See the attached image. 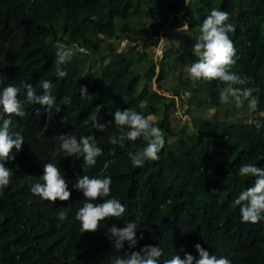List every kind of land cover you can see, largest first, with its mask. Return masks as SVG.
<instances>
[{
	"label": "trees",
	"instance_id": "obj_1",
	"mask_svg": "<svg viewBox=\"0 0 264 264\" xmlns=\"http://www.w3.org/2000/svg\"><path fill=\"white\" fill-rule=\"evenodd\" d=\"M213 7L227 11L235 26L229 34L236 47L232 70L254 81L248 86L260 88L254 112L220 105L218 81H193L183 71L196 60L195 37ZM185 23L179 46L172 43L155 58L159 34ZM59 44L77 45L62 79L55 73ZM0 78V89L29 83L37 94L40 81L50 80L56 97L51 109L25 104V117H11L24 144L6 163L13 176L0 191V264H111L122 253L115 252L108 227L133 221L139 241L133 251L160 246L159 264L176 253L199 259L196 244L231 264H264V219L242 222L235 204L254 182L240 177L239 167L251 162L264 168V0H0ZM82 85L88 89L84 98ZM64 96L72 98L70 106L61 104ZM177 101L187 120L177 119ZM126 108L151 115L163 130L166 144L159 160L131 164L127 154L146 145L143 137L126 140L123 147L108 142L128 130L117 128L113 119L117 109ZM220 109L229 116L218 117ZM242 114L252 121L243 123ZM92 115L111 125L103 132L93 129ZM61 133L78 139L95 135L103 150L96 165L57 153L54 137ZM47 162L58 163L69 182L68 201L52 203L31 193ZM85 174L110 176L111 196L126 212L82 234L75 214L84 197L73 184ZM60 208L67 210L64 221L55 215Z\"/></svg>",
	"mask_w": 264,
	"mask_h": 264
},
{
	"label": "clouds",
	"instance_id": "obj_2",
	"mask_svg": "<svg viewBox=\"0 0 264 264\" xmlns=\"http://www.w3.org/2000/svg\"><path fill=\"white\" fill-rule=\"evenodd\" d=\"M230 14L227 11L213 7L210 13L203 20L199 34L195 37L193 44V55L196 60L190 65H185L183 71L188 78L193 81L216 80L219 85L216 89L217 100L220 105L234 106L237 111L246 109L254 112L259 105L260 88L254 85V81L249 78H241L237 72L233 71L236 64V47L230 38V33L235 32V26L229 22ZM187 28V23L182 26ZM181 29V28H180ZM178 29V31H181ZM176 46L180 42L172 41ZM76 44L57 45L55 56V73L58 78H65L67 72L64 65L70 62L74 56ZM111 63V57L104 59L103 64L107 66ZM0 84L3 79L0 78ZM42 89L37 94L36 87L29 83L20 86L8 84L0 89V191H3L11 181L12 169L6 167V163L15 160L13 150L19 152L24 144V137L19 131H15L14 121L11 117L23 118L27 115L25 104L47 106L51 109L56 105V97L52 95L53 84L50 80L44 79L39 83ZM23 94V100L21 95ZM80 96L84 98L88 95L86 86L80 87ZM71 97L61 98V104L70 106ZM60 109L57 107V112ZM93 129L103 132L111 122L101 123L96 115L89 117ZM114 125L117 128H127L119 135L109 137L112 145L124 146L125 141H136L143 137L146 145L138 151H129L128 158L134 167H143L146 161H157L159 153L165 147L166 140L163 130L156 126L151 115L145 116L132 108L124 110L117 109L113 114ZM58 142L56 152H63L67 157H83L85 166L92 167L97 163V158L103 155V150L98 146L95 135L77 136L68 134H58L54 137ZM56 153H54L55 155ZM58 163L47 162L43 164V174L40 176L41 182L30 185L32 194L45 201L56 203V201H68L71 192L68 190V181L64 178ZM240 177H252L254 182L246 190L239 193L235 199V204L239 206L242 222L259 223L264 219V168L257 167L256 164L248 162L239 167ZM112 179L110 176L90 177L83 175L77 177L73 188L82 192L84 203L76 214L75 220L79 222L81 233L96 232L100 229V223L108 218H120L126 212V208L121 201L111 196ZM100 199L103 202L97 203ZM60 221L67 219V210L60 208L55 214ZM109 239L113 244L116 253L111 264H159L163 249L160 246L145 245L139 251H133L138 245L137 224L125 222L123 227L115 224L108 227ZM140 240L143 239L141 234ZM127 244V251H125ZM199 255L196 259L190 253L185 252L184 258L175 254L164 264H231L226 257H217L210 254L200 244L195 245ZM183 251V249H181Z\"/></svg>",
	"mask_w": 264,
	"mask_h": 264
},
{
	"label": "rangeland",
	"instance_id": "obj_3",
	"mask_svg": "<svg viewBox=\"0 0 264 264\" xmlns=\"http://www.w3.org/2000/svg\"><path fill=\"white\" fill-rule=\"evenodd\" d=\"M180 30L181 31H178V29L170 30L169 32H161L159 34V44H158V47L154 49L155 58L160 59L162 57V55H163V52L170 48V45H172V43H173L172 41H178V42L183 41L182 39H184L183 38L184 35H182L180 33L181 32H185V30H187V28L186 29L183 28V29H180ZM125 45H126L125 42L122 43L120 49L124 48ZM156 69H157V71L159 70L158 67ZM153 88L156 89L155 84H154ZM176 106L178 107L177 112H176L177 119L187 120V117L183 116V111L180 108L179 101H177ZM181 106H182V104H181ZM231 108H230V112H231ZM214 113H215L214 109H210L209 110V115H213ZM217 116L218 117H226V116H229V115H227L225 110L220 109L217 112ZM238 117H240L241 119L242 118L245 119L243 123H248V122L252 121V118H250V115H246V114L243 115L242 114V115H238Z\"/></svg>",
	"mask_w": 264,
	"mask_h": 264
},
{
	"label": "crops",
	"instance_id": "obj_4",
	"mask_svg": "<svg viewBox=\"0 0 264 264\" xmlns=\"http://www.w3.org/2000/svg\"><path fill=\"white\" fill-rule=\"evenodd\" d=\"M183 29V28H182Z\"/></svg>",
	"mask_w": 264,
	"mask_h": 264
}]
</instances>
